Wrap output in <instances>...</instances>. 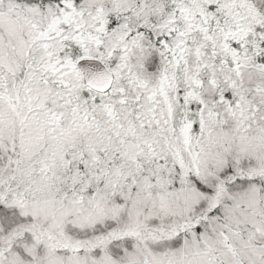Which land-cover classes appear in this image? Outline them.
<instances>
[{"label": "snow or ice", "instance_id": "1", "mask_svg": "<svg viewBox=\"0 0 264 264\" xmlns=\"http://www.w3.org/2000/svg\"><path fill=\"white\" fill-rule=\"evenodd\" d=\"M0 264H264V0H0Z\"/></svg>", "mask_w": 264, "mask_h": 264}]
</instances>
